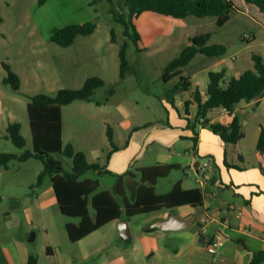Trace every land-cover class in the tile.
I'll use <instances>...</instances> for the list:
<instances>
[{
  "label": "rangeland",
  "instance_id": "obj_1",
  "mask_svg": "<svg viewBox=\"0 0 264 264\" xmlns=\"http://www.w3.org/2000/svg\"><path fill=\"white\" fill-rule=\"evenodd\" d=\"M110 7L107 0H46L43 4L41 0H0L3 19L0 25V154L21 155L33 151L27 110L30 97L55 96L63 89L78 90L88 79L97 77L105 86L95 92L93 102L77 101L62 108L63 141L64 145L73 141L76 150L86 151L89 162L106 165L107 153L112 148L106 139L108 133L117 137L118 147L128 138L129 131L120 124L124 119L137 125L144 119L165 114L161 100L180 82V77L165 82V69L192 44L193 38L210 33V45L221 44L227 48L220 58L198 54L183 69V76L190 78L192 89L201 94L207 91L210 72L226 71V81H229L237 77L236 73L254 69L253 55L264 57V30L260 28L252 39L250 30L257 25L243 13L232 14V20L219 27L215 17L175 19L145 12L134 21L140 36V40H136L134 36L130 39L125 27L113 20ZM164 18H168L167 23ZM89 22L97 24L95 32L77 36L71 46L61 47L52 41L55 29ZM113 30L116 42L112 41ZM126 42L129 68L122 79L120 50ZM3 64H8L19 75L18 92L4 84L7 72ZM189 92L177 93L176 102L180 103L181 96L187 99ZM97 102H101V106ZM183 107L186 114L185 104ZM255 110H258L257 115ZM188 111L193 110L190 107ZM217 115L218 111H214L213 116ZM236 115L240 121L248 120L243 128L247 135L242 146L252 151L257 126L264 121V107H247L244 113L236 111ZM106 119L110 124H102ZM15 122L22 125L26 139L22 150L8 138L7 128ZM95 148L104 152L92 154ZM53 158L63 165L66 173L73 172L72 159L65 155H53ZM145 163L141 161L139 165ZM9 166L8 170L0 168V246L9 248L14 255L23 246L31 255L38 256L39 264H56L47 254L51 247L64 251L71 264H221L216 255L204 250L200 241L203 235L197 234L200 232L197 222L188 229L197 236L193 249L182 248L184 237L180 238L179 232L184 234V230L146 232L150 220L144 216L130 220V241L120 236L118 222L72 245L66 225L77 224L78 220L63 216L56 202L41 204L45 193H52L49 176L38 183L44 171L43 163L30 159L12 161ZM210 171L208 168L207 173ZM184 177L186 175L180 172L161 180L157 193L168 192L175 179ZM82 179L99 181V191H103L111 189L117 177L88 172ZM31 236H34L32 241ZM69 246L73 248L69 250ZM0 264L8 263L3 259Z\"/></svg>",
  "mask_w": 264,
  "mask_h": 264
},
{
  "label": "trees",
  "instance_id": "obj_2",
  "mask_svg": "<svg viewBox=\"0 0 264 264\" xmlns=\"http://www.w3.org/2000/svg\"><path fill=\"white\" fill-rule=\"evenodd\" d=\"M46 0H41L43 4ZM111 7L110 13L113 20L126 29V35L132 39L140 40L134 21L145 12H153L175 19H186L190 16L197 18L215 17L219 27L225 26L231 19L232 14L239 9L232 0H107ZM264 12V0H246ZM3 19L0 17V25ZM97 24L89 22L82 26L73 25L63 29H55L52 41L61 47L71 46L77 36H88L95 32ZM210 33L202 34L191 40L192 44L183 49L178 58L173 60L165 69V82L169 83L176 77L180 82L175 86L174 92L189 91L192 87L190 78L183 76V69L192 60L202 54L211 58H220L226 54L227 48L221 44L210 45ZM112 41L116 42L115 30L112 31ZM128 43L126 42L120 50L121 78L124 79L129 68L127 59ZM253 70L244 71L238 78L226 81V71L210 72L209 85L206 97L203 98L199 90L195 91L194 103L197 104L196 121L189 124L193 130V141L198 142V126L210 128L213 133L219 135L227 143L235 145L242 138L240 122L235 117L231 123H211L208 114L212 110L223 108L229 114H233L237 105L245 101L250 103L264 97V57L253 55ZM7 76L5 85H10L18 92L21 80L8 64H3ZM105 82L100 78H90L84 86L78 90L63 89L55 96L37 95L30 97L27 105L29 123L33 141V151H26L21 155L16 153L0 154V168L9 169L12 161L26 162L30 159L41 161L44 171L40 174L38 183L45 176L51 179L52 187L60 209V213L68 218L77 219L78 225L67 224L66 229L72 243H77L91 233L113 221L131 219L136 216L149 215L164 209L173 210L182 205H193L202 207L203 195L199 189L182 190L179 185L166 194L158 196L154 193V185L157 179H165L178 168L176 166H163L159 168L145 169L142 171L143 181L149 186L138 190L134 203H129L124 194L115 188V195L123 199V209L115 197L106 191H99L100 183L89 179H82L86 173L95 172L99 175L112 173L107 167L99 163L89 162L85 153L76 151L72 144L64 145L63 141V118L62 108L77 101L93 102L95 92L104 87ZM114 91H111L113 94ZM100 106L102 103L97 102ZM190 102H186L189 108ZM9 139L18 149H24L26 139L22 135L20 123H10L7 128ZM112 145L113 136L108 133ZM264 149V129L258 142V150ZM53 155H65L73 161V172L66 173L63 165L53 158ZM111 152L108 154L110 159ZM151 173L155 176L150 177ZM92 215L94 219H92ZM158 230L147 228L146 232ZM49 247L47 253L50 254ZM264 262V251L258 253L249 264H262ZM27 264H39L38 256L30 255Z\"/></svg>",
  "mask_w": 264,
  "mask_h": 264
},
{
  "label": "crops",
  "instance_id": "obj_3",
  "mask_svg": "<svg viewBox=\"0 0 264 264\" xmlns=\"http://www.w3.org/2000/svg\"><path fill=\"white\" fill-rule=\"evenodd\" d=\"M232 1L238 6L239 10L237 13L249 16L250 20L257 25L253 26L250 30L252 39H255L258 32L261 29L264 30V12H261L257 6L248 3L246 0ZM163 21L167 23L168 18H164ZM243 72L236 73L238 75L235 78H238ZM173 90L168 91L166 99L161 100L165 114L153 119H144V121H141L137 125L130 119H124L120 123L124 129L129 131L127 140L121 143L120 147L115 143L117 137L111 132L114 145H112V148L107 153L106 165L101 166L107 167L112 173V175H106L115 176L117 180L111 189L103 191L111 193L123 209V199L114 193L117 185H119V190L125 195L127 201L132 204L136 200L138 190L149 186L148 183L143 181V170L163 166H176L178 169L172 171L165 179H169L173 173L180 172H183L186 177L184 179H175L171 189L161 194L157 193V188L160 181L165 179H157L153 187L154 193L158 196L166 195L176 185H179L182 190L186 191L199 189L203 195L202 207L182 205L173 210L164 209L167 212L162 210L136 217H147L150 220L149 228H152V225L156 221L167 220L173 214L179 215L183 219L200 214L195 221L198 225L201 218L208 219L206 225L207 233L200 236V241L204 244V250L206 243L221 235L224 237L225 242L220 249V253L216 255L218 257L217 261L221 264H249L258 253L264 251V149L258 150V142L264 129V121L257 126V140L252 151H249L242 146V141L247 135L243 128L247 125L248 120L243 119V121H240L236 115V111L244 113L247 107L252 106H258L260 109L264 107V97L250 103L241 102L237 105L233 114H229L223 108L209 112L208 118L214 124L221 123L228 125L235 117L238 118L243 138L237 144H227L219 135L213 133L210 128L199 126L198 142L195 145L192 139L194 133L189 124V120L195 122L197 116V104L194 103L195 91L191 87L189 90L190 96L187 99L181 96V101L178 103L175 96L179 92H174ZM201 96L205 98L206 93L201 94ZM186 102H190L189 108L191 107L193 110L192 113H189ZM184 104L186 114H184ZM0 110H2L1 105ZM214 111H218V115L215 117L213 116ZM255 111L257 115L258 110ZM102 124H110L109 119L103 120ZM106 139L108 142L110 141L108 135ZM119 139L121 140L122 138L119 137ZM70 144L75 148L73 141ZM102 150L104 152V149H99L98 151L95 148L92 150V154H97V152H102ZM76 151L83 152L87 156L86 151L82 149ZM110 152L111 156L108 159ZM203 159L210 162L209 168L211 171L207 173V178L201 177L200 167L202 162L200 160ZM141 161H145V165H139ZM153 176H155V173H151L150 177ZM45 194L41 203L42 205L52 202L57 203L53 187L52 193L48 191ZM92 219H94L93 215ZM131 219H121L107 225L123 220L127 221L129 225ZM78 223L68 224L78 225ZM179 233H181L179 234L180 238L184 237L182 248L184 247V250L193 249L197 241L196 234L190 232L188 229L184 230V234H182L183 232ZM197 234L202 235L200 232ZM71 244L74 245L72 242ZM72 248L73 246L68 247L69 250ZM17 253L14 255L9 248H2L0 246V261L4 259L8 264H27L31 253L23 246L17 250ZM48 257L52 261L54 260L56 264H71V260H69L67 254L59 248L57 250H52L51 248Z\"/></svg>",
  "mask_w": 264,
  "mask_h": 264
},
{
  "label": "water",
  "instance_id": "obj_4",
  "mask_svg": "<svg viewBox=\"0 0 264 264\" xmlns=\"http://www.w3.org/2000/svg\"><path fill=\"white\" fill-rule=\"evenodd\" d=\"M199 215L200 214H197L191 218L183 219L179 215L173 214L167 220L156 221L152 225V228H157L165 232H169V231L177 232L181 230L190 229L194 225L196 218ZM119 231H120V235L124 240L127 241L131 239V230L127 221L123 220L119 223ZM30 240L31 241L34 240V236H31Z\"/></svg>",
  "mask_w": 264,
  "mask_h": 264
},
{
  "label": "built area",
  "instance_id": "obj_5",
  "mask_svg": "<svg viewBox=\"0 0 264 264\" xmlns=\"http://www.w3.org/2000/svg\"><path fill=\"white\" fill-rule=\"evenodd\" d=\"M209 166H210L209 161H205L204 163L201 164L200 170H201V173L204 174L205 178H207V172H208ZM207 223H208L207 218H201L199 221L200 233L202 235H205L207 233V228H206ZM224 242H225L224 237L220 235L216 237L214 240L206 243L205 250L207 253L211 255H217L220 253V249L224 245Z\"/></svg>",
  "mask_w": 264,
  "mask_h": 264
}]
</instances>
